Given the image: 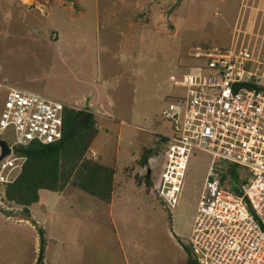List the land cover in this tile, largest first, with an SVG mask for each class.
I'll list each match as a JSON object with an SVG mask.
<instances>
[{
	"label": "rangeland",
	"instance_id": "obj_1",
	"mask_svg": "<svg viewBox=\"0 0 264 264\" xmlns=\"http://www.w3.org/2000/svg\"><path fill=\"white\" fill-rule=\"evenodd\" d=\"M196 47L217 56L260 47L264 62V0H0V112L8 87L88 106L99 132L87 154L115 171L109 202L68 185L40 190L29 216L1 190L0 209L12 213L0 210V264H36L38 228L41 264H179L187 252L193 259L188 238L208 155L190 157L171 211L152 192L169 149L158 140L169 132L162 111L185 94L171 77L202 66ZM171 232L187 252L170 244Z\"/></svg>",
	"mask_w": 264,
	"mask_h": 264
},
{
	"label": "built area",
	"instance_id": "obj_2",
	"mask_svg": "<svg viewBox=\"0 0 264 264\" xmlns=\"http://www.w3.org/2000/svg\"><path fill=\"white\" fill-rule=\"evenodd\" d=\"M198 49L193 56L205 60L202 66H190L181 78L171 77L185 94L162 111L163 119L169 120V132L161 135L169 149L160 189L152 193L171 211L190 157L196 150L205 152L209 166L188 238L193 264H264V62L260 47L256 55L243 48L231 56ZM65 106L70 105L8 87L0 112V140L8 149L1 156L0 145V194L22 170L25 157L17 153L18 147L30 142L48 144L62 137ZM236 168L244 172L236 174ZM232 184L238 185L241 194Z\"/></svg>",
	"mask_w": 264,
	"mask_h": 264
},
{
	"label": "trees",
	"instance_id": "obj_3",
	"mask_svg": "<svg viewBox=\"0 0 264 264\" xmlns=\"http://www.w3.org/2000/svg\"><path fill=\"white\" fill-rule=\"evenodd\" d=\"M84 114L87 115L86 121L75 129L76 122ZM98 132L95 114L88 110V106H65L62 137L59 140L48 144L31 142L17 148V153L23 155L25 161L14 182L3 186V199L21 206V212L25 216H29L28 207L38 202L40 190L61 193L68 185L96 200L109 202L114 189V168L87 154ZM158 140L165 142L166 137L160 134ZM151 150L149 148L143 151L141 164ZM145 184L149 187L150 180H145ZM0 210L6 215L12 213ZM38 234L41 240V264L45 245L43 229L38 228Z\"/></svg>",
	"mask_w": 264,
	"mask_h": 264
},
{
	"label": "flooded vegetation",
	"instance_id": "obj_4",
	"mask_svg": "<svg viewBox=\"0 0 264 264\" xmlns=\"http://www.w3.org/2000/svg\"><path fill=\"white\" fill-rule=\"evenodd\" d=\"M172 231V230H171ZM171 237L169 238V242L171 245L173 246H182L184 248V250L187 252V245L185 246V244H182V241L180 240L179 237H177L173 232L170 233ZM163 242L165 241L162 240ZM179 264H193V260L190 258V255L188 254V252L185 254L184 259L179 263Z\"/></svg>",
	"mask_w": 264,
	"mask_h": 264
},
{
	"label": "water",
	"instance_id": "obj_5",
	"mask_svg": "<svg viewBox=\"0 0 264 264\" xmlns=\"http://www.w3.org/2000/svg\"><path fill=\"white\" fill-rule=\"evenodd\" d=\"M86 118H87V115H86V114L80 116L79 119H78V121H77L76 124H75V129L78 128L81 124H83V123L86 121ZM72 132H73V131H72ZM72 132H71V133H72ZM0 145L2 146V149H3V152H2V155H1V156H3V155H5L6 153H8V149H7V147H6L5 142L2 141V140H0ZM232 188H233L234 190H236L239 194H241V191H240V189H239V187H238L237 184H233V185H232ZM39 259H40V256H39V258H38L36 264H39Z\"/></svg>",
	"mask_w": 264,
	"mask_h": 264
},
{
	"label": "crops",
	"instance_id": "obj_6",
	"mask_svg": "<svg viewBox=\"0 0 264 264\" xmlns=\"http://www.w3.org/2000/svg\"><path fill=\"white\" fill-rule=\"evenodd\" d=\"M86 104H88V102H87V103H85V105H86Z\"/></svg>",
	"mask_w": 264,
	"mask_h": 264
}]
</instances>
